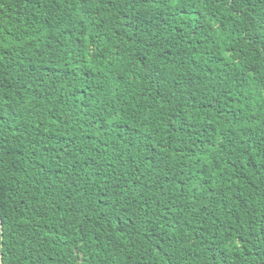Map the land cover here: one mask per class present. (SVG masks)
<instances>
[{"label":"trees","instance_id":"trees-1","mask_svg":"<svg viewBox=\"0 0 264 264\" xmlns=\"http://www.w3.org/2000/svg\"><path fill=\"white\" fill-rule=\"evenodd\" d=\"M0 264H264V0H0Z\"/></svg>","mask_w":264,"mask_h":264}]
</instances>
